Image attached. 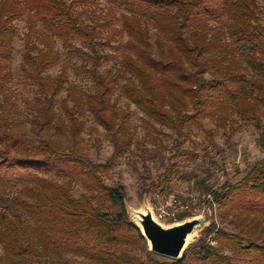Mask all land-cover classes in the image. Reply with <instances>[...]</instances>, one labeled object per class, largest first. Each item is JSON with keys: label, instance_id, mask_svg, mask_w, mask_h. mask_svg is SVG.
<instances>
[{"label": "trees", "instance_id": "trees-1", "mask_svg": "<svg viewBox=\"0 0 264 264\" xmlns=\"http://www.w3.org/2000/svg\"><path fill=\"white\" fill-rule=\"evenodd\" d=\"M87 1L0 0V264H32L68 253L102 264H264V159L236 181L219 188L205 185L206 203L219 205L223 225L212 221L180 260H161L129 217L124 184H107L104 165L81 152L79 143L80 116L88 111L110 133L113 153L107 162L130 150L132 139L125 133L129 114L117 112L119 89L144 113L147 126L175 133V156H182L181 145L208 118L230 109L260 128L264 4L104 0L120 10L121 24L104 35L107 18L94 14L90 21L82 19ZM18 20L27 29L20 69L38 93L32 123L41 140L35 145L26 122L6 108ZM117 33L127 40L118 62L106 67L113 55L105 49ZM73 37L88 50L75 46ZM58 41L69 54L82 57L76 70L91 80V92L70 82L67 65L54 76L49 73L61 58ZM134 169L142 194L160 185L166 191L170 177L180 172L177 163L169 162L163 182L154 184ZM74 182L87 191L74 196ZM190 216L183 213L180 219ZM135 246L145 258L134 252Z\"/></svg>", "mask_w": 264, "mask_h": 264}, {"label": "rangeland", "instance_id": "rangeland-1", "mask_svg": "<svg viewBox=\"0 0 264 264\" xmlns=\"http://www.w3.org/2000/svg\"><path fill=\"white\" fill-rule=\"evenodd\" d=\"M262 4L264 2L260 0ZM86 13L82 19L90 21V16L100 15L107 18L106 27L103 34L106 35L115 29H119L121 24L118 20L120 10L112 8L104 0H89L83 4ZM264 22V14L262 16ZM17 33L14 40V53L12 58L13 80L8 86V102L6 108L16 117L26 122L28 135L32 144H38L41 136L36 132L33 120V102L38 94L36 88L27 81L23 75L20 64L22 62V51L24 48V35L27 31L24 20L16 22ZM127 35L117 33L112 41V47L105 49L113 57L105 63L106 67L118 62L119 53L124 48ZM75 46L88 50L85 43L78 37H73ZM121 47L122 49H117ZM56 49L61 52L58 64L49 69V73L56 75L62 65L68 66V76L81 91L91 92V80L79 73L76 66L84 61L76 54H69L61 41L56 44ZM119 101L117 112L123 114L128 112L125 120V133L132 139L130 150L121 158L113 162H107L113 153V144L110 133L96 120V118L85 111L80 116L83 123L80 132V151L88 155L95 162L103 164L101 174L107 184L122 183L127 192L126 205L129 215L133 220L137 219L138 212H144L150 207L155 215L162 209L173 212V207L169 205L170 196H176L191 208L189 214L192 216H211L209 222H218L223 225L220 219L221 208L218 204L212 206L206 203L208 196L204 191L205 185L219 188L225 181H236L242 178L248 170L259 160L264 159V117L262 124L258 128L255 122L242 117L236 110L230 109L221 113L214 119L208 118L203 127L196 130L192 137L181 145L182 156H175L174 140L175 133L168 127L162 128V133H157L153 127L147 126L144 122V113L140 108L128 98L121 89L117 91ZM65 96L63 92L57 100V106ZM220 116V117H219ZM191 152L192 156L183 155L184 152ZM169 162L178 164L179 174L170 177L168 188L162 191V185L142 194L141 182L135 172L134 166L144 173L148 183L158 184L163 182V174ZM87 190L81 183L72 184L74 196L85 193ZM181 214L167 221L166 224L178 223ZM160 220V219H159ZM161 221V220H160ZM227 230H232L231 226H226ZM205 226L199 228L196 235L190 242L196 241L202 235ZM215 244L214 242H212ZM140 247V246H139ZM135 246L134 252L145 258L142 248ZM0 253H3L0 244ZM157 255V254H156ZM159 259H168L157 255ZM32 264H102L87 256L68 253L64 257L51 258L35 261Z\"/></svg>", "mask_w": 264, "mask_h": 264}, {"label": "water", "instance_id": "water-1", "mask_svg": "<svg viewBox=\"0 0 264 264\" xmlns=\"http://www.w3.org/2000/svg\"><path fill=\"white\" fill-rule=\"evenodd\" d=\"M210 218L209 215L190 216L178 223L166 224L157 218L150 207L138 212L136 220L130 217L145 237L149 251L171 260L182 258L187 247L193 243L190 241L197 230L202 226L206 228Z\"/></svg>", "mask_w": 264, "mask_h": 264}, {"label": "built area", "instance_id": "built-area-1", "mask_svg": "<svg viewBox=\"0 0 264 264\" xmlns=\"http://www.w3.org/2000/svg\"><path fill=\"white\" fill-rule=\"evenodd\" d=\"M169 205L173 207V212H169L165 209H162L159 214H157V218L160 219L161 221H167L169 218L173 217L178 214H183V213H189L191 211V208L188 204H185L179 200L176 196H170L169 198Z\"/></svg>", "mask_w": 264, "mask_h": 264}]
</instances>
